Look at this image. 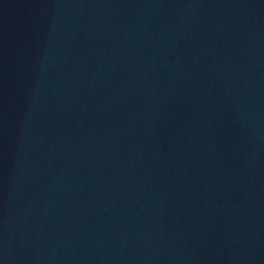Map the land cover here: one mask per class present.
I'll return each mask as SVG.
<instances>
[{"label":"water","instance_id":"water-1","mask_svg":"<svg viewBox=\"0 0 264 264\" xmlns=\"http://www.w3.org/2000/svg\"><path fill=\"white\" fill-rule=\"evenodd\" d=\"M0 264H264V0H0Z\"/></svg>","mask_w":264,"mask_h":264}]
</instances>
